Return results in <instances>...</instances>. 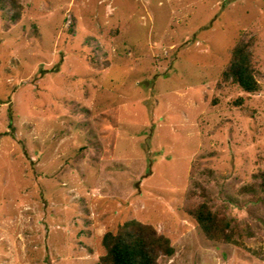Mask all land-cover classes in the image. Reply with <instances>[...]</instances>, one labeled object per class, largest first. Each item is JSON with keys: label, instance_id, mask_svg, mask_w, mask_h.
<instances>
[{"label": "rangeland", "instance_id": "1", "mask_svg": "<svg viewBox=\"0 0 264 264\" xmlns=\"http://www.w3.org/2000/svg\"><path fill=\"white\" fill-rule=\"evenodd\" d=\"M20 4L0 9V264H98L128 219L170 240L158 264H264V0ZM243 36L251 94L221 80ZM200 188L246 249L202 236Z\"/></svg>", "mask_w": 264, "mask_h": 264}, {"label": "trees", "instance_id": "2", "mask_svg": "<svg viewBox=\"0 0 264 264\" xmlns=\"http://www.w3.org/2000/svg\"><path fill=\"white\" fill-rule=\"evenodd\" d=\"M21 8L20 0H0V9L7 10L10 22L19 18ZM253 43L254 38L247 36L238 39L231 50L228 63L221 72L222 82L233 84L247 94L255 93L259 89L252 56ZM258 186L264 191V183ZM188 194L191 199L195 193L191 190ZM198 195L199 201H190L183 209L194 221L202 236L213 243L246 249L245 241L253 236L250 229L228 217L223 210L214 209L202 188ZM100 244L104 253L98 257V264H158L161 256L170 258L174 254L171 242L166 236L156 233L153 226L135 219L124 221L113 232H105ZM247 251L264 261L260 249Z\"/></svg>", "mask_w": 264, "mask_h": 264}]
</instances>
